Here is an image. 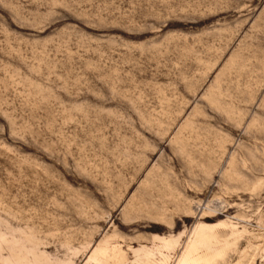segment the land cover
Wrapping results in <instances>:
<instances>
[{
    "label": "rangeland",
    "instance_id": "rangeland-1",
    "mask_svg": "<svg viewBox=\"0 0 264 264\" xmlns=\"http://www.w3.org/2000/svg\"><path fill=\"white\" fill-rule=\"evenodd\" d=\"M0 264H264V0H0Z\"/></svg>",
    "mask_w": 264,
    "mask_h": 264
}]
</instances>
